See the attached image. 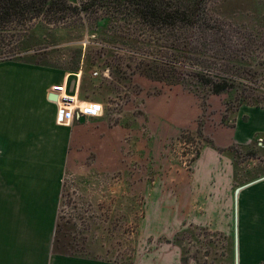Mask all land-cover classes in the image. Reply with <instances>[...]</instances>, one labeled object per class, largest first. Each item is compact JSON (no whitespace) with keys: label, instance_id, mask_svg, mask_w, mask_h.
Segmentation results:
<instances>
[{"label":"rangeland","instance_id":"374dc122","mask_svg":"<svg viewBox=\"0 0 264 264\" xmlns=\"http://www.w3.org/2000/svg\"><path fill=\"white\" fill-rule=\"evenodd\" d=\"M89 1L0 21V58L85 75V94L107 103L109 120L134 128L124 170L63 179L64 248L86 256L84 264H235L232 211L227 219L206 209L190 185L200 146L193 133L201 126L205 138L226 143L240 110L264 108L253 104H264V0H197L158 21ZM218 75L235 87L212 93L206 79ZM240 95L247 103L239 105ZM234 145L233 189L264 176V140ZM63 256L64 264L77 258Z\"/></svg>","mask_w":264,"mask_h":264},{"label":"crops","instance_id":"0c3cea01","mask_svg":"<svg viewBox=\"0 0 264 264\" xmlns=\"http://www.w3.org/2000/svg\"><path fill=\"white\" fill-rule=\"evenodd\" d=\"M81 80L78 73L47 65L0 62V264H64L65 257L53 252L63 179L125 169L122 147L134 128L111 122L105 101L81 95ZM51 94L57 99H50ZM65 95L77 96L76 105L100 103L102 115L85 117L75 111L70 125L58 123ZM229 133L226 143L202 147L190 185L200 189L193 193L206 209L232 216L239 264H264V176L237 195L233 161L216 149L258 140L264 134V108L240 110ZM77 258L67 262L84 264L81 259H87Z\"/></svg>","mask_w":264,"mask_h":264},{"label":"trees","instance_id":"16d2710c","mask_svg":"<svg viewBox=\"0 0 264 264\" xmlns=\"http://www.w3.org/2000/svg\"><path fill=\"white\" fill-rule=\"evenodd\" d=\"M176 5L173 7V9H169V3L171 0H90L89 2H103V4L108 5L109 3L113 6H120L124 9L129 10L132 14H135L138 18H143L144 20H152V21H158L166 19V17L170 16V12L179 14V13H185L188 12L192 7H195V4H197V0H175ZM66 3V0H0V21H5L7 19H18L22 15L28 13V11H34L36 13L35 16H37L43 9L44 6H48L49 10L58 9L59 5L61 3ZM67 7V6H65ZM64 7V8H65ZM57 11V10H56ZM3 53H0V57L3 56ZM9 60L8 58H0V62ZM17 61H20L16 59ZM24 62H32L35 64H41L45 65L42 62H39L37 60H26ZM95 64L94 59H90L86 61V68H92V66ZM77 68L76 70H78ZM85 71H87L85 69ZM199 74H202V71H197ZM207 84L210 86V90L214 94H219L221 92H224L227 90L230 86L232 89L235 87L233 84L232 78L225 76V75H218L216 79H206ZM230 82V83H229ZM87 78L85 75L82 76L81 80V87H80V93L84 97H89L85 94L86 92V86ZM238 90V89H237ZM239 102L241 104L247 103V98L243 97V95L238 96ZM253 104L264 106V104H261L259 101H254ZM185 130L181 133V136L184 135ZM194 136L199 137L200 140V146L198 149H196V154L192 158V161L194 162L201 153V149L203 145L209 144L211 146H215L214 142L212 140H208L205 138L203 129L201 126H199L196 129V132L193 133ZM235 145H230L227 148H216L223 154H228L233 159V165H234V178H236L237 175V164L235 162V154L231 151H234ZM244 148L243 146H240ZM254 154V153H252ZM65 233L62 232L60 229V222L57 221L56 224V230L53 240V252L56 254H63V255H70V256H79V257H86L82 256L77 253L69 252L65 246L64 235ZM172 242L178 244L182 248V261L184 263H187L189 258L185 255V247L183 246V243H181L178 239V236L175 237V239L172 240Z\"/></svg>","mask_w":264,"mask_h":264},{"label":"clouds","instance_id":"9594fccd","mask_svg":"<svg viewBox=\"0 0 264 264\" xmlns=\"http://www.w3.org/2000/svg\"><path fill=\"white\" fill-rule=\"evenodd\" d=\"M75 107H79L80 112L79 115H84L85 117L88 116H100L102 115V106L99 104H92V105H88V104H83V105H73V106H69L68 110H67V121H66V125L68 126L71 124L72 122V113ZM78 118V116H77ZM61 119H63V116L61 117ZM58 123H60V120L57 121Z\"/></svg>","mask_w":264,"mask_h":264},{"label":"built area","instance_id":"2783aa9c","mask_svg":"<svg viewBox=\"0 0 264 264\" xmlns=\"http://www.w3.org/2000/svg\"><path fill=\"white\" fill-rule=\"evenodd\" d=\"M94 74L97 75L98 72H95ZM73 101L74 100L72 98L67 97L66 95L64 96L63 105L61 107H59V109H58V120H60V122H66V120H67L66 113H67L69 105L72 104ZM83 104H88V105L99 104V105H101L100 103L95 102V101H91V100H84V101H82L81 105H83ZM75 111L80 112L79 107H75L74 108L73 113H72V118L75 117ZM62 116H63V119H61ZM263 140H264L263 137H260L259 138V143L262 144Z\"/></svg>","mask_w":264,"mask_h":264},{"label":"water","instance_id":"95a60500","mask_svg":"<svg viewBox=\"0 0 264 264\" xmlns=\"http://www.w3.org/2000/svg\"><path fill=\"white\" fill-rule=\"evenodd\" d=\"M50 99H53V100H56L57 99V96L55 94H51L50 95ZM254 182V181H253ZM252 182L250 183H247V184H244L242 186H239L237 189H236V194L238 195V193L240 192V190H242L244 187L250 185ZM237 238V236H236ZM238 238L236 239V250H235V264H239V259H238Z\"/></svg>","mask_w":264,"mask_h":264},{"label":"bare ground","instance_id":"6f19581e","mask_svg":"<svg viewBox=\"0 0 264 264\" xmlns=\"http://www.w3.org/2000/svg\"><path fill=\"white\" fill-rule=\"evenodd\" d=\"M67 96V95H66ZM67 97H69V96H67ZM62 98V97H61ZM70 98H72L74 101H73V103L72 104H70L69 106H73V105H76V103L78 102V100H77V96H74V97H70ZM63 102H61V104L60 105H63L62 104ZM79 105V104H78Z\"/></svg>","mask_w":264,"mask_h":264}]
</instances>
